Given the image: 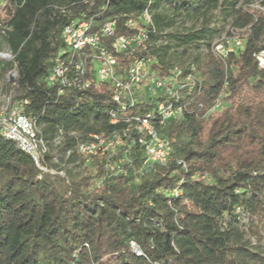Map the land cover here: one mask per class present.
I'll use <instances>...</instances> for the list:
<instances>
[{"label":"trees","instance_id":"trees-1","mask_svg":"<svg viewBox=\"0 0 264 264\" xmlns=\"http://www.w3.org/2000/svg\"><path fill=\"white\" fill-rule=\"evenodd\" d=\"M252 1L0 0V29L8 27L0 47L16 71L11 102L25 100L48 148L43 170L0 135V264H264V0L262 8ZM90 16L95 27L114 21L106 45L134 33L129 19L145 29L141 55L157 75L195 68L200 89L181 92L183 115L160 129L170 142L166 164L145 162L136 133L109 122L108 85L57 94L47 82L63 25ZM219 19L228 21L227 38L242 41L224 55L214 51ZM191 45L205 48L193 63L167 58ZM135 55L120 54L119 69ZM221 89L223 107L207 112ZM113 133L125 146L89 159L78 150L89 134ZM70 164L82 168L78 176Z\"/></svg>","mask_w":264,"mask_h":264},{"label":"built area","instance_id":"built-area-1","mask_svg":"<svg viewBox=\"0 0 264 264\" xmlns=\"http://www.w3.org/2000/svg\"><path fill=\"white\" fill-rule=\"evenodd\" d=\"M140 17L144 23H150L148 12L144 11ZM127 24L131 28H136L134 33L117 36L108 45L105 44V38L113 33L114 21H107L95 27V19L90 16L71 20L63 25L61 39L64 48L56 53L47 82L56 86L57 94H62L67 88L84 92L90 87L108 85L112 101L108 109L109 122L123 120L127 123L123 134L126 135L129 131L136 133V140L145 154V162L166 164L171 156L170 142L161 134L160 129L168 120L183 115L185 102L179 99V94L198 91L200 80L193 66L187 71L174 66L168 73L155 74L150 68V58L141 55L148 50V35L145 29L137 28L132 19H129ZM7 28L2 27L0 32L4 33ZM228 39L226 42L224 40L226 44ZM231 41L233 47L229 48L220 44L223 41L215 43L214 51L224 55L227 51L242 45L239 38H231ZM133 53L136 55L130 63L120 70L118 56ZM0 56L12 58L11 53L0 52ZM223 97L224 90L221 89L207 112L221 110L224 104ZM24 103L25 100L14 101L0 109V135L14 141L40 169L45 170L40 165V159L48 148L38 136L36 121L23 113ZM139 103L143 104L141 111ZM121 115L124 116L121 118ZM125 144L119 133L107 137L89 134L87 139L77 142V147L89 159L96 155L102 156L105 152L123 147ZM171 192L174 195L178 194L175 188ZM129 245L132 252L141 255L136 242L131 240ZM64 264L75 263L71 261Z\"/></svg>","mask_w":264,"mask_h":264},{"label":"rangeland","instance_id":"rangeland-1","mask_svg":"<svg viewBox=\"0 0 264 264\" xmlns=\"http://www.w3.org/2000/svg\"><path fill=\"white\" fill-rule=\"evenodd\" d=\"M259 2L260 0H253L252 6L257 7V8H262ZM0 12L2 13L3 10H1ZM186 24L189 25L190 23L187 22ZM216 26L220 31H219V34L214 37L213 42L219 43L222 40H225L226 42L227 40L226 31L229 28L228 21L219 19L218 22L216 23ZM176 27L177 28L180 27V24H177ZM237 32H240V31H237ZM235 36H237V34ZM165 40H166L165 37H161L160 39L161 43L166 42ZM225 42L223 41V43H220V44L226 48L233 47L231 43L232 42L231 38L228 39L227 44ZM150 45H153V43H151ZM0 52L10 54L9 49L7 48L5 44L1 45ZM204 52H205L204 47L196 48L195 46L191 45L186 48L185 52H182V48L171 49V51L168 53L167 58L168 59L172 58L171 61L173 63L180 64V65H186L191 62L193 63L196 59L202 57ZM10 60H12L11 57H1L0 56V109L2 107H5L6 105H10L12 103L11 99L16 93V86L14 83V79L16 77V71L12 70V68L5 67L6 62ZM258 60L260 64H262V67H264V53H261L259 55ZM67 168H69V171H70L69 175L71 177L78 176L82 171V168H77L73 164L68 165Z\"/></svg>","mask_w":264,"mask_h":264}]
</instances>
